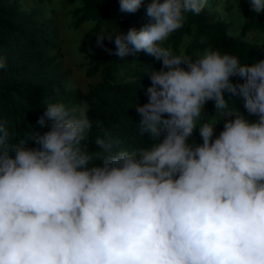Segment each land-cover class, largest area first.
<instances>
[{"label":"clouds","instance_id":"9594fccd","mask_svg":"<svg viewBox=\"0 0 264 264\" xmlns=\"http://www.w3.org/2000/svg\"><path fill=\"white\" fill-rule=\"evenodd\" d=\"M118 3L135 13L144 0ZM249 3L264 11V0ZM204 6L148 0L142 28L96 36L110 56L161 62L146 71L148 100L135 106L147 146L89 152L87 110L61 102H45L37 124L49 130L29 135L35 147L0 122V264H264V59L164 46ZM226 93L248 116L229 111ZM208 101L231 114L214 139L216 123H198ZM197 126L202 143L190 141ZM95 145L110 152L112 141Z\"/></svg>","mask_w":264,"mask_h":264},{"label":"trees","instance_id":"16d2710c","mask_svg":"<svg viewBox=\"0 0 264 264\" xmlns=\"http://www.w3.org/2000/svg\"><path fill=\"white\" fill-rule=\"evenodd\" d=\"M49 1L35 0V4L28 7L24 0H0V57L6 61V67L0 69V122H6L13 141L23 140L30 147L36 146L29 135L49 130V126L37 124L47 101L61 102L70 109L84 105L93 124L87 150L99 152L102 158L122 149L133 150L150 144L149 135H141L138 130L135 106L148 100L145 90L151 82L146 71L158 70L161 62L144 52L121 59L108 55L96 45V36L101 32H127L133 27L139 30L147 24L148 0H144L135 13H119L118 0H80L72 9L74 28L92 22L82 36L79 49L86 58L84 75L87 78L99 76V79L86 91L66 86L70 70L63 68L59 60L62 40L54 15H46ZM64 1L73 4L78 0ZM216 2L205 0L200 14H186L183 26L168 37L164 46L174 54L193 57L197 51L211 47L222 54L237 56L242 64L264 59V41L259 43L247 38L253 29L264 34V11H252L247 0L244 20L238 32L233 33L231 23L215 9ZM187 38V44L182 47ZM104 43L115 49L107 38ZM231 79L234 83L243 82L239 77ZM225 95L230 112L239 111L248 116L242 98ZM229 118L230 113L217 111L214 102L208 101L198 123H216L214 139L223 130L224 119ZM249 119L254 121L257 117ZM97 137L112 141L110 152L95 145ZM190 141L202 143L199 126Z\"/></svg>","mask_w":264,"mask_h":264},{"label":"rangeland","instance_id":"374dc122","mask_svg":"<svg viewBox=\"0 0 264 264\" xmlns=\"http://www.w3.org/2000/svg\"><path fill=\"white\" fill-rule=\"evenodd\" d=\"M80 0L73 4H68L64 0H50L46 4V15H54L56 25L58 26L61 42L59 45V60L63 68L70 70V74L66 81V86L71 89H81L86 91L88 87L96 83L99 76L87 78L84 75L85 61L84 54L80 51L79 46L81 39L86 30L91 26V21L84 22L79 28L72 25L73 15L72 9ZM247 0H217L215 9L219 15L231 23V32L236 33L242 24L243 9ZM24 3L31 7L35 4V0H24ZM250 41H264V34L257 30H250L247 34ZM188 42V38L184 40L182 47ZM195 56V54H194ZM76 108H83L81 104Z\"/></svg>","mask_w":264,"mask_h":264}]
</instances>
